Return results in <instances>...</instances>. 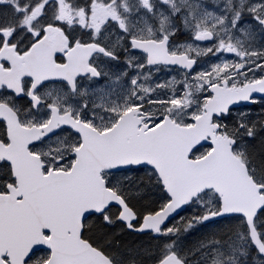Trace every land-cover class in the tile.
<instances>
[{
  "label": "snow or ice",
  "instance_id": "obj_1",
  "mask_svg": "<svg viewBox=\"0 0 264 264\" xmlns=\"http://www.w3.org/2000/svg\"><path fill=\"white\" fill-rule=\"evenodd\" d=\"M0 264H264V0H0Z\"/></svg>",
  "mask_w": 264,
  "mask_h": 264
}]
</instances>
